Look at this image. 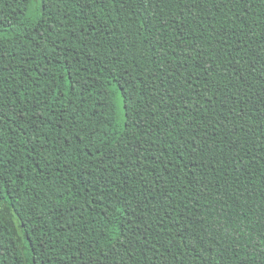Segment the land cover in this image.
<instances>
[{
	"label": "trees",
	"instance_id": "16d2710c",
	"mask_svg": "<svg viewBox=\"0 0 264 264\" xmlns=\"http://www.w3.org/2000/svg\"><path fill=\"white\" fill-rule=\"evenodd\" d=\"M161 7L0 0V264H264V0Z\"/></svg>",
	"mask_w": 264,
	"mask_h": 264
},
{
	"label": "snow or ice",
	"instance_id": "6c2138e0",
	"mask_svg": "<svg viewBox=\"0 0 264 264\" xmlns=\"http://www.w3.org/2000/svg\"><path fill=\"white\" fill-rule=\"evenodd\" d=\"M30 2L33 6L37 7V10L48 11L51 8L52 4L56 2V0H30ZM140 2L143 3L146 8L147 6H151L153 10L160 8V12L157 13L158 15H160L163 12V8L161 7V5L169 3L170 0H140ZM90 3H96V0H90ZM109 252L118 253L120 252V249L114 247L113 249H110ZM68 258L71 259V257ZM112 259L113 257L109 253H105L103 257H97V262L98 264H103L104 261H110Z\"/></svg>",
	"mask_w": 264,
	"mask_h": 264
}]
</instances>
